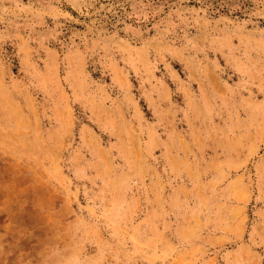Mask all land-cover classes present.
Returning <instances> with one entry per match:
<instances>
[{
	"label": "rangeland",
	"instance_id": "rangeland-1",
	"mask_svg": "<svg viewBox=\"0 0 264 264\" xmlns=\"http://www.w3.org/2000/svg\"><path fill=\"white\" fill-rule=\"evenodd\" d=\"M0 264H264V0H0Z\"/></svg>",
	"mask_w": 264,
	"mask_h": 264
}]
</instances>
